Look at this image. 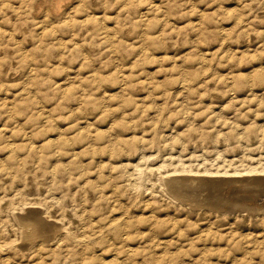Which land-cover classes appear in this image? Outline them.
<instances>
[{"label":"rangeland","instance_id":"rangeland-1","mask_svg":"<svg viewBox=\"0 0 264 264\" xmlns=\"http://www.w3.org/2000/svg\"><path fill=\"white\" fill-rule=\"evenodd\" d=\"M0 264H264V0H0Z\"/></svg>","mask_w":264,"mask_h":264},{"label":"bare ground","instance_id":"bare-ground-1","mask_svg":"<svg viewBox=\"0 0 264 264\" xmlns=\"http://www.w3.org/2000/svg\"><path fill=\"white\" fill-rule=\"evenodd\" d=\"M14 147V146H13ZM14 152V151H13ZM251 172H254V171H252L251 170ZM179 180L181 179V178H178ZM176 180V179H175ZM183 180V179H182ZM202 180H204V179H200V181H202ZM169 182V181H168ZM180 182V181H179ZM193 182H195V181H192V183ZM170 183V182H169ZM177 183V182H176ZM174 184V183H173ZM170 185H172V184H170ZM176 185V184H175ZM178 185H183V182H180V184H178ZM15 213V212H14ZM17 215V214H16ZM30 215V214H29ZM18 217V216H17ZM16 218V217H15ZM14 218V219H15ZM45 218V217H44ZM19 218H17V220H18ZM43 218H41V220H42ZM46 219V218H45ZM20 220V219H19ZM21 221V223L19 222V224H21V227H20V236H22V237H24V238H26L27 240H29L30 242H34L35 243V241H38L37 239L39 238L40 239V237H45L47 234H48V232L51 230V228H50V226L51 225H46L45 227H42L41 226V222H40V219L38 220L37 219V217H33V216H27L26 218H23V219H21L20 220ZM17 222V221H16ZM46 222V221H45ZM44 222V223H45ZM49 222V221H48ZM47 223V222H46ZM45 223V224H46ZM43 225V224H42ZM17 226H19V225H17ZM57 226V225H56ZM54 227H55V225H54ZM19 228V227H18ZM56 228V227H55ZM56 230V229H55ZM51 231H53V230H51ZM50 231V232H51ZM17 234H19V232L17 233ZM55 235V234H54ZM47 238L49 237L48 235L46 236ZM45 237V238H46ZM20 238V237H19ZM42 238V239H43ZM26 240V241H27ZM24 241H25V239H24ZM29 242V243H30ZM33 243V244H34ZM3 248V247H2ZM1 248V249H2ZM4 249V248H3Z\"/></svg>","mask_w":264,"mask_h":264}]
</instances>
